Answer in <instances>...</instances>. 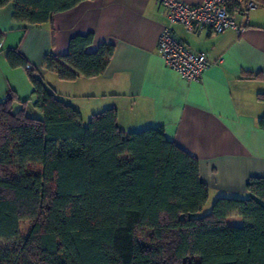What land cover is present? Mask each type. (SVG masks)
<instances>
[{
	"label": "trees",
	"instance_id": "16d2710c",
	"mask_svg": "<svg viewBox=\"0 0 264 264\" xmlns=\"http://www.w3.org/2000/svg\"><path fill=\"white\" fill-rule=\"evenodd\" d=\"M83 1L0 0V9L12 5L14 23L42 26ZM92 42L72 37L42 69L65 82L101 76L113 47L88 53ZM5 59L28 66L17 49ZM28 78L41 118L14 96L0 101V264H264V177L248 180L245 199L218 198L199 216L208 191L198 162L162 130L124 133L114 109L84 125L36 70ZM257 124L264 131V117Z\"/></svg>",
	"mask_w": 264,
	"mask_h": 264
},
{
	"label": "crops",
	"instance_id": "0c3cea01",
	"mask_svg": "<svg viewBox=\"0 0 264 264\" xmlns=\"http://www.w3.org/2000/svg\"><path fill=\"white\" fill-rule=\"evenodd\" d=\"M236 2L239 8L233 3L231 15L243 28L240 35H189L179 24L172 27L180 42L207 58L194 83L168 69L158 53V37L168 21L156 0H86L42 26L14 23L8 5L0 9V101L14 96L27 102L26 112L41 118L31 109L28 70L13 69L5 59L7 50L17 49L56 97L79 112L84 125L114 109L124 133L162 130L168 142L197 160L207 201L245 199L248 180L264 177V131L257 124L264 117V8L245 12L241 0ZM88 34L93 42L86 52L113 47L101 76L65 82L42 69L45 55L61 57L72 37Z\"/></svg>",
	"mask_w": 264,
	"mask_h": 264
},
{
	"label": "built area",
	"instance_id": "2783aa9c",
	"mask_svg": "<svg viewBox=\"0 0 264 264\" xmlns=\"http://www.w3.org/2000/svg\"><path fill=\"white\" fill-rule=\"evenodd\" d=\"M234 1L238 0H203L198 5H190L183 0H156L165 9L168 21L157 41V50L165 66L187 83L199 82L207 68V58L180 42L172 27L179 24L189 35L200 32L219 35L227 31L240 35L242 26L228 12L229 4ZM241 3L245 12L259 8L251 0H241ZM26 69L32 70L29 65Z\"/></svg>",
	"mask_w": 264,
	"mask_h": 264
},
{
	"label": "rangeland",
	"instance_id": "374dc122",
	"mask_svg": "<svg viewBox=\"0 0 264 264\" xmlns=\"http://www.w3.org/2000/svg\"><path fill=\"white\" fill-rule=\"evenodd\" d=\"M260 9H255L254 12H259ZM28 116H32L33 114H31L30 112H26ZM35 117V116H33ZM212 207V203L210 202V200H208L205 204V206L202 208V210L198 213L199 216L205 215L207 213L210 212ZM241 222V219L239 217H235V218H229L228 223L230 225H236L237 223ZM27 229V224H21L20 226V232L21 234H24L25 230ZM138 236L145 238L147 236L146 232L143 230H139L138 232Z\"/></svg>",
	"mask_w": 264,
	"mask_h": 264
}]
</instances>
